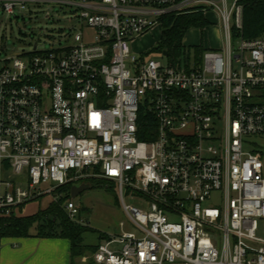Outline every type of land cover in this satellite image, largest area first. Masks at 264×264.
<instances>
[{
	"label": "built area",
	"instance_id": "obj_1",
	"mask_svg": "<svg viewBox=\"0 0 264 264\" xmlns=\"http://www.w3.org/2000/svg\"><path fill=\"white\" fill-rule=\"evenodd\" d=\"M54 7L80 27L0 57V240L28 203L101 179L131 228L121 221L95 263L264 264V154L251 139L264 136V34L233 47L239 0H0L6 15ZM192 11L220 14L225 47L199 61L185 48L179 66L133 55L164 16Z\"/></svg>",
	"mask_w": 264,
	"mask_h": 264
},
{
	"label": "rangeland",
	"instance_id": "obj_2",
	"mask_svg": "<svg viewBox=\"0 0 264 264\" xmlns=\"http://www.w3.org/2000/svg\"><path fill=\"white\" fill-rule=\"evenodd\" d=\"M36 11L37 8H35ZM206 18L209 21L208 26L202 29L188 30L183 37V44L185 48L190 49L191 55L195 45H201L205 49H220L226 45L225 30L220 14L211 11L207 13ZM230 23L233 28V19ZM69 27L80 26L75 20L68 22L66 16L57 7L52 8L51 15L47 18L38 12L36 14L16 12L15 15H6L0 12V57L30 50L36 40H38V50H49L61 40L60 33H67ZM160 33L161 28L157 26L151 32L136 38L132 42L133 55L167 63L168 57L156 49ZM92 35L91 29H85L84 41L91 42ZM242 37L241 34H233L231 37L233 47L241 42ZM251 139L256 143L254 148L264 154V136H253ZM81 183L84 182L76 181L73 185ZM86 184L90 186L71 198L78 209L77 219L88 227L82 233L83 243L95 245L105 242L107 236L119 234L121 221L125 222V230H129L131 226L127 223L122 211L117 187L113 183L101 179H91L86 181ZM47 187L48 185H45L44 188ZM56 193L58 192L55 189L50 194L28 203L25 206L27 211L23 209L21 216L33 215L39 210L46 209L51 203L58 200L59 197H56ZM35 207H37L36 210L31 212ZM30 231L34 232V227H31ZM89 260H93L92 253L87 252L84 258L79 261L81 264H86Z\"/></svg>",
	"mask_w": 264,
	"mask_h": 264
},
{
	"label": "trees",
	"instance_id": "obj_3",
	"mask_svg": "<svg viewBox=\"0 0 264 264\" xmlns=\"http://www.w3.org/2000/svg\"><path fill=\"white\" fill-rule=\"evenodd\" d=\"M239 4L242 7L241 35L250 39L264 34V0H239ZM161 25L160 39L156 49L162 51V53L165 51L168 61L179 66L185 51L182 41L184 35L190 28L202 29L208 26L209 21L201 11H192L164 16ZM202 50L201 45L193 46V53L197 61H199ZM141 120L142 117H140ZM140 138H146V136L141 135ZM88 180L91 179H85L83 182L86 183ZM71 186L72 183L59 186L56 191L62 193V196L46 209L39 210L33 215H20L10 218L2 228L1 236H30L32 235L30 228L34 227L35 236L68 239L70 241L71 264H77L74 260L76 257H82L87 252L93 253L98 244L86 245L82 241V233L88 227L71 220L64 208V203L72 200L70 197ZM101 238L103 237L101 236ZM86 264L97 263L89 260Z\"/></svg>",
	"mask_w": 264,
	"mask_h": 264
},
{
	"label": "crops",
	"instance_id": "obj_4",
	"mask_svg": "<svg viewBox=\"0 0 264 264\" xmlns=\"http://www.w3.org/2000/svg\"><path fill=\"white\" fill-rule=\"evenodd\" d=\"M192 29L198 28L189 30ZM24 211H27L25 207ZM83 258L74 260L81 264L79 260ZM0 264H71L70 241L61 237H38L34 232L26 237H1Z\"/></svg>",
	"mask_w": 264,
	"mask_h": 264
},
{
	"label": "water",
	"instance_id": "obj_5",
	"mask_svg": "<svg viewBox=\"0 0 264 264\" xmlns=\"http://www.w3.org/2000/svg\"><path fill=\"white\" fill-rule=\"evenodd\" d=\"M163 55L166 56L167 53L164 51ZM90 185L86 183H81L80 185H72L70 188V197H75L79 192L84 190L85 188H88Z\"/></svg>",
	"mask_w": 264,
	"mask_h": 264
}]
</instances>
